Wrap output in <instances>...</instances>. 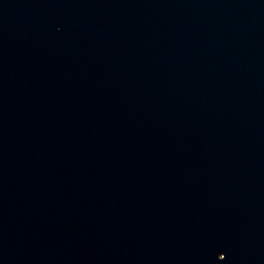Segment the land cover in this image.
Instances as JSON below:
<instances>
[{
	"label": "water",
	"instance_id": "obj_1",
	"mask_svg": "<svg viewBox=\"0 0 264 264\" xmlns=\"http://www.w3.org/2000/svg\"><path fill=\"white\" fill-rule=\"evenodd\" d=\"M0 264H264V0H0Z\"/></svg>",
	"mask_w": 264,
	"mask_h": 264
}]
</instances>
